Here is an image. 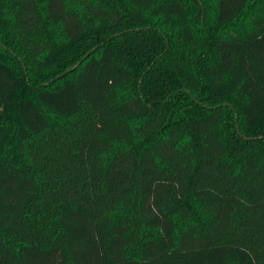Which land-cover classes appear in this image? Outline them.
<instances>
[{
    "label": "trees",
    "instance_id": "trees-1",
    "mask_svg": "<svg viewBox=\"0 0 264 264\" xmlns=\"http://www.w3.org/2000/svg\"><path fill=\"white\" fill-rule=\"evenodd\" d=\"M0 264H264V0H0Z\"/></svg>",
    "mask_w": 264,
    "mask_h": 264
},
{
    "label": "rangeland",
    "instance_id": "rangeland-1",
    "mask_svg": "<svg viewBox=\"0 0 264 264\" xmlns=\"http://www.w3.org/2000/svg\"><path fill=\"white\" fill-rule=\"evenodd\" d=\"M149 22H152V23H155V20H150ZM225 116H226V119L230 122V123H233V121H234V118H233V116H232V113L231 112H226L225 113ZM156 230H154V229H151V230H148V229H146L144 232H143V237H142V239L143 240H145L146 238H148V237H150V236H154V235H156ZM130 250L133 252V253H135V246H132L131 248H130Z\"/></svg>",
    "mask_w": 264,
    "mask_h": 264
},
{
    "label": "water",
    "instance_id": "water-1",
    "mask_svg": "<svg viewBox=\"0 0 264 264\" xmlns=\"http://www.w3.org/2000/svg\"><path fill=\"white\" fill-rule=\"evenodd\" d=\"M87 54H89V53H87ZM77 64H78V63H77ZM77 64L74 65L73 67H71L70 69L64 71L63 73L59 74L56 78H60L61 76L65 75L67 72L73 70V69L77 66ZM46 84H47V83H44L43 85H46Z\"/></svg>",
    "mask_w": 264,
    "mask_h": 264
}]
</instances>
